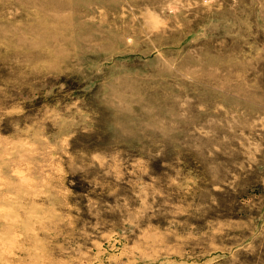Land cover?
<instances>
[{
	"label": "rangeland",
	"instance_id": "obj_1",
	"mask_svg": "<svg viewBox=\"0 0 264 264\" xmlns=\"http://www.w3.org/2000/svg\"><path fill=\"white\" fill-rule=\"evenodd\" d=\"M0 264H264V0H0Z\"/></svg>",
	"mask_w": 264,
	"mask_h": 264
}]
</instances>
